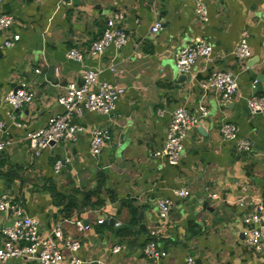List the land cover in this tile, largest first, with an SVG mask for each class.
Returning <instances> with one entry per match:
<instances>
[{
	"label": "crops",
	"instance_id": "crops-1",
	"mask_svg": "<svg viewBox=\"0 0 264 264\" xmlns=\"http://www.w3.org/2000/svg\"><path fill=\"white\" fill-rule=\"evenodd\" d=\"M208 1L206 22L195 12L193 0H3L0 4V13L12 14V30L21 34L14 47H0V120L8 126L3 138L12 141L8 152L0 154V197L6 195L16 209L38 218L42 235L49 236L60 224L64 237L81 241L76 254L85 264H185L188 255L198 264H264V248L246 243L254 226L244 221L250 202L264 201V113H254L248 105L253 96H264V0ZM117 11L124 13L121 25L129 42L91 55L92 42ZM156 21L163 22V29L153 33ZM243 33L252 48L247 63L238 62L234 53ZM196 38L209 41L213 55L198 58L191 71L181 75L176 52ZM75 46L84 55L82 62L68 57ZM85 68L97 70L100 80L123 85L124 96L111 114L88 110L75 114L74 122L82 127L77 139L53 144L36 155L30 134L64 111L58 97L70 83L82 84ZM215 69L234 72L237 95L223 100L219 92L202 88ZM21 82L29 84L35 97L12 110L5 96ZM201 105L207 107V116L202 117ZM179 107L197 115L200 123L186 137L182 158L173 166L156 154L163 150ZM223 121L234 122L239 135L252 140L251 152L239 151L222 138ZM96 128L111 136L99 157L90 153ZM65 157L70 162L56 173V160ZM185 186L190 196L181 197L176 191ZM53 187L68 196L67 204L55 200ZM93 191L98 193L87 201ZM213 194L217 198L212 199ZM206 196L216 213L199 210ZM160 198L175 202L167 219L160 216ZM70 201L75 206L66 208ZM131 209H137V216L143 210L145 222L133 220ZM15 217V211L0 210V246L6 240L3 229ZM110 217L116 225L124 222L133 228L116 234L115 226L107 222ZM79 222L87 229L79 230ZM155 229L159 246L167 252L158 260L144 255ZM58 245L66 257L72 254L64 242ZM115 245H120V252L113 251ZM0 264L42 263L14 257Z\"/></svg>",
	"mask_w": 264,
	"mask_h": 264
},
{
	"label": "built area",
	"instance_id": "built-area-1",
	"mask_svg": "<svg viewBox=\"0 0 264 264\" xmlns=\"http://www.w3.org/2000/svg\"><path fill=\"white\" fill-rule=\"evenodd\" d=\"M195 12L201 20L209 21L208 0H193ZM3 0H0V4ZM125 20L124 13L117 11L108 18L106 28L101 36L92 42L90 53L98 55L114 46L123 48L129 42V34L123 29L121 23ZM14 16L10 13H0V47L12 48L20 40L21 34L12 30ZM163 29V22L156 21L151 30L153 33ZM234 53L240 63H247L252 56V48L247 42L246 34L241 35ZM213 55V47L204 38H196L191 44L181 47L176 52V67L180 73H188L195 65L198 58L210 59ZM68 57L77 61H83V53L78 47L69 49ZM109 68L115 71L116 66L110 64ZM39 72V69L36 71ZM83 82L78 85L70 83L67 89L58 97V102L63 106L64 111L52 115L45 126L30 134V147L40 155L41 151L61 141H72L77 139V133L82 127L74 122L75 114H82L84 110L99 114H111L117 107V102L124 96L126 88L118 82L100 80L97 70L85 68L82 72ZM202 88L206 91L215 90L219 92L223 100H228L239 93V82L232 70L215 69L209 78L203 82ZM35 94L26 82H21L15 89L10 90L5 96V103L11 106L12 110L21 108L24 104L31 103ZM248 105L254 113H264V96H253L248 100ZM202 117L208 115L205 105L199 107ZM162 114V112H161ZM14 118L13 114H9ZM200 123V118L192 114L187 108H177L171 119L167 131V138L161 152L156 156L165 158L170 165H178L185 149L184 141L188 134ZM219 131L225 141L233 142L237 149L242 152H251L253 142L249 137L239 135L238 126L231 121H223ZM8 126L0 120V154L8 152L12 141L4 139ZM111 136L102 128H96L92 132L90 142V153L93 157H99L103 149L109 144ZM70 157L57 159L54 164V171L59 173ZM177 194L181 197L190 196L188 187L178 189ZM245 195V192L244 194ZM213 199L216 195H210ZM246 197V195H245ZM160 216L167 219L174 207L175 202L169 198H160L158 201ZM251 211L245 216L244 221L253 225L246 234V243L255 249L264 248V201H251ZM10 199L3 195L0 197V210L3 212L15 211L16 217L11 225L3 229L6 237L0 246V262L10 258L27 257L41 261L42 264H85L86 261L79 257L76 252L81 248L79 239L64 237L60 224H57L49 236L40 233V221L31 215H27L21 209H16ZM104 219L99 220L103 223ZM83 222L78 223L79 230L87 229ZM159 230L151 231V240L144 248V255L153 260H158L167 255L157 242ZM64 242L72 252L69 257L59 248V243ZM114 252H120V245L113 247ZM185 264H198L193 255H188Z\"/></svg>",
	"mask_w": 264,
	"mask_h": 264
},
{
	"label": "water",
	"instance_id": "water-1",
	"mask_svg": "<svg viewBox=\"0 0 264 264\" xmlns=\"http://www.w3.org/2000/svg\"><path fill=\"white\" fill-rule=\"evenodd\" d=\"M181 75H185L184 73H182ZM181 81H183V79L181 80ZM211 203H212V200H211V198L209 199L207 196L204 198V200L203 201H201L200 203H199V210L200 211H206V210H208V211H210V212H217V209L213 206V205H211ZM137 219L138 220H141L142 221V223H144L145 222V212L142 210V211H140V213L138 214V216H137ZM107 222H109L110 224H112V225H114L115 226V232H116V234H118L119 233V231L121 230V229H123V228H133L132 226H130L129 224H126V223H124V222H122V223H120V224H118V225H116V223H117V220L115 219V218H113V217H110L109 219H107Z\"/></svg>",
	"mask_w": 264,
	"mask_h": 264
},
{
	"label": "trees",
	"instance_id": "trees-1",
	"mask_svg": "<svg viewBox=\"0 0 264 264\" xmlns=\"http://www.w3.org/2000/svg\"><path fill=\"white\" fill-rule=\"evenodd\" d=\"M53 191H55L54 187H53ZM98 191H93L91 192L89 195H87V201L90 200L91 196L94 195V194H97ZM52 196L55 198V200L58 201L59 204H67V201H68V196L64 193H61V192H58V191H55L52 193ZM103 201L102 200H98L97 201V204H101L102 205ZM71 204V201L69 202V204L66 206V208H70V207H73L75 206L74 204L70 205ZM132 212H133V220H137V209H131ZM127 230H124L123 234L126 232Z\"/></svg>",
	"mask_w": 264,
	"mask_h": 264
}]
</instances>
